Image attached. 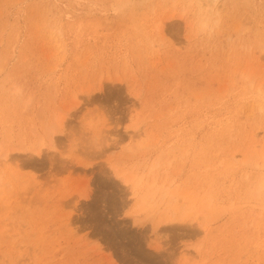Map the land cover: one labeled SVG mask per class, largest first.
<instances>
[{
	"label": "rangeland",
	"instance_id": "1",
	"mask_svg": "<svg viewBox=\"0 0 264 264\" xmlns=\"http://www.w3.org/2000/svg\"><path fill=\"white\" fill-rule=\"evenodd\" d=\"M206 2L0 0V264H264V0Z\"/></svg>",
	"mask_w": 264,
	"mask_h": 264
},
{
	"label": "bare ground",
	"instance_id": "2",
	"mask_svg": "<svg viewBox=\"0 0 264 264\" xmlns=\"http://www.w3.org/2000/svg\"><path fill=\"white\" fill-rule=\"evenodd\" d=\"M128 1H130V0H128ZM204 1L205 0H197V3L199 4L200 10H202V7H203L202 4H204L206 2V1L205 2ZM118 2L119 1H117V4H118ZM206 4L209 8V12L212 14L215 2L211 3V0H208L206 2ZM127 6H129V5H127ZM130 7H132V3L130 5ZM123 10H124V7H123ZM163 24L164 23L162 21L156 22L157 29H160L161 27H163ZM64 121H65V115L64 114L61 113V114L55 115V117L53 118V123H51L50 126L46 127L47 138H49V140H51V141L53 140L55 133L59 130L60 127H62ZM45 125H47V123H45ZM40 135H41V133L38 136H40ZM37 140H38V142L36 141L37 142L36 144H38V146L31 147L32 148L31 152L34 153L35 155H40L43 152L42 151L43 146H45L47 144H45L44 139L39 138ZM139 145L140 144H138L137 146L139 147ZM140 147H141V145H140ZM10 160H11L10 155L8 153H4L2 155L0 165H3V166L7 165ZM115 166H117V164L113 165V167H115ZM115 168H117V167H115ZM118 169L115 171V177H116V179H119L121 181V183L126 188L131 190L129 194L134 199V201H133V204L131 206L130 214L133 216H136L135 218L137 221H141L143 219L147 220V218H149L148 220H152V216H154L155 213H157V211H160V209H162L163 206L167 205L170 202V200L168 198L170 197L171 193L167 189H164L162 191H158V189L155 186H152V184H147V185L143 184V177H137V175L135 176L134 174H132L130 172V169L128 171L127 169L126 170L124 168L122 169L121 166ZM0 180H1V174H0ZM259 189L264 190V182L260 183ZM191 211H192L191 208H184L179 212L178 215H176L175 212L171 211L169 213H165V217L162 216L159 219L163 218L161 220L162 222H172L174 220H180V221L186 220L187 221L192 216ZM159 221L157 222V224H155V225L153 224L154 225L153 228L156 227L154 229H157V227L159 226V224H160Z\"/></svg>",
	"mask_w": 264,
	"mask_h": 264
},
{
	"label": "clouds",
	"instance_id": "3",
	"mask_svg": "<svg viewBox=\"0 0 264 264\" xmlns=\"http://www.w3.org/2000/svg\"><path fill=\"white\" fill-rule=\"evenodd\" d=\"M215 0H211V3H214ZM199 30L201 33H211L214 30V26L210 25L207 20H202L199 24Z\"/></svg>",
	"mask_w": 264,
	"mask_h": 264
}]
</instances>
